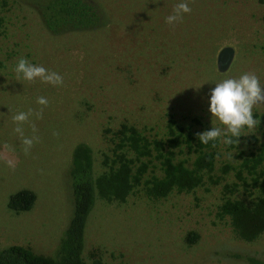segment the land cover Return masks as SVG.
<instances>
[{
  "label": "rangeland",
  "instance_id": "obj_1",
  "mask_svg": "<svg viewBox=\"0 0 264 264\" xmlns=\"http://www.w3.org/2000/svg\"><path fill=\"white\" fill-rule=\"evenodd\" d=\"M44 1L0 0V156L16 163L12 170L0 159V250L18 245L56 257L74 212L69 169L79 144L92 148L101 171L124 122L162 134L174 115L185 123L198 117V128L211 129L215 83L255 73L264 88V0H186L192 11L174 28L165 18L185 0H94L107 25L64 34L46 27ZM227 45L236 55L221 72L217 58ZM21 57L59 73L63 85L17 80ZM41 96L49 106L43 119L30 118L40 139L25 156L12 117L38 111ZM261 113L264 103L253 108L260 123L244 129L240 149L264 141ZM24 130L33 135L29 124ZM223 147L235 160L238 151ZM23 189L34 191L36 201L17 213L9 202ZM221 197V186L209 184L164 199L97 200L85 228V264H264V234L239 238L217 216ZM191 232L198 234L193 243L186 239Z\"/></svg>",
  "mask_w": 264,
  "mask_h": 264
},
{
  "label": "trees",
  "instance_id": "obj_2",
  "mask_svg": "<svg viewBox=\"0 0 264 264\" xmlns=\"http://www.w3.org/2000/svg\"><path fill=\"white\" fill-rule=\"evenodd\" d=\"M40 9L46 27L54 34L98 30L107 25L94 0H45ZM256 116L264 121V113ZM190 119L192 122L185 123L170 115L162 134H148L124 122L115 132L112 154L105 153L101 171L95 170L92 148L79 144L69 169L74 212L58 254L50 257L13 245L0 250V264H85V228L97 200L125 203L138 194L164 199L171 193H190L209 184L221 186L217 216L227 220L239 238H259L264 234V141L248 150L239 148L242 136L239 142L226 144L227 151H238L231 160L232 154L224 155L221 139L215 147L212 142L201 144L195 134L210 129L198 128V117ZM35 201V192L23 189L11 196L9 207L17 213L28 211ZM186 239L193 243L198 234L191 232ZM95 264L104 263L98 259Z\"/></svg>",
  "mask_w": 264,
  "mask_h": 264
},
{
  "label": "clouds",
  "instance_id": "obj_3",
  "mask_svg": "<svg viewBox=\"0 0 264 264\" xmlns=\"http://www.w3.org/2000/svg\"><path fill=\"white\" fill-rule=\"evenodd\" d=\"M191 11L192 9L186 0L180 2L174 6L172 14L165 18V22L174 28L176 24L182 22L184 15L190 14ZM13 71L17 74V80L21 78L27 82L39 80L44 84L53 86H62L64 83V79L59 73L50 71L41 65L32 64L24 57L18 60ZM209 95L208 111L211 114L213 127L210 130L195 134L201 144L208 145L212 142V147H215V142L221 139V142L231 145L234 142H239L245 128L251 130L260 123L254 118L253 108L264 103V88H262L260 79L255 73H244L239 78H226L222 82L215 83V87L210 90ZM36 103L42 106L38 111L29 109L27 112H18L12 117L16 125L14 132L21 139L25 156L31 154L34 144L38 143L40 139L36 135L38 129L35 123L30 121V118L34 116L36 119H43L44 109L49 106L48 99L43 96L38 97ZM216 120L224 126L223 129L214 125ZM25 124L30 125L32 136L25 135ZM53 134L59 135V133ZM5 148L12 150L8 145H5ZM0 159H4L6 165L15 170L16 163L14 160L3 156H0Z\"/></svg>",
  "mask_w": 264,
  "mask_h": 264
},
{
  "label": "water",
  "instance_id": "obj_4",
  "mask_svg": "<svg viewBox=\"0 0 264 264\" xmlns=\"http://www.w3.org/2000/svg\"><path fill=\"white\" fill-rule=\"evenodd\" d=\"M235 55H236L235 48H233L230 45L224 46L220 50L217 58L219 71L221 72L227 71L230 68L231 64L233 63Z\"/></svg>",
  "mask_w": 264,
  "mask_h": 264
}]
</instances>
